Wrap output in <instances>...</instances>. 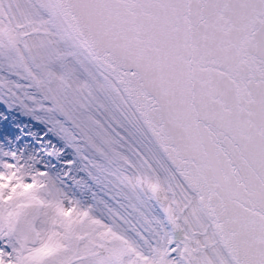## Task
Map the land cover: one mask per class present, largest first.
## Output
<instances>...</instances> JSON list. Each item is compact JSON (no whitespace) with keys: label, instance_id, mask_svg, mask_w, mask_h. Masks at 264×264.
I'll return each mask as SVG.
<instances>
[{"label":"snow or ice","instance_id":"1","mask_svg":"<svg viewBox=\"0 0 264 264\" xmlns=\"http://www.w3.org/2000/svg\"><path fill=\"white\" fill-rule=\"evenodd\" d=\"M0 122V264H264V0H0Z\"/></svg>","mask_w":264,"mask_h":264},{"label":"rangeland","instance_id":"2","mask_svg":"<svg viewBox=\"0 0 264 264\" xmlns=\"http://www.w3.org/2000/svg\"><path fill=\"white\" fill-rule=\"evenodd\" d=\"M18 122H23V123H25V124L29 123L28 120H27V118H25V117H19V118H18ZM0 123H2V122H0ZM3 126H4V127H8V125H3ZM29 127L31 128L32 131H36V132L39 131V126H37V127H32L31 124H29Z\"/></svg>","mask_w":264,"mask_h":264}]
</instances>
